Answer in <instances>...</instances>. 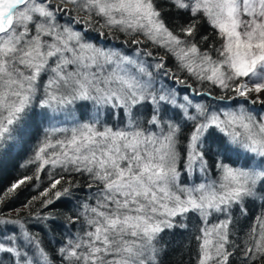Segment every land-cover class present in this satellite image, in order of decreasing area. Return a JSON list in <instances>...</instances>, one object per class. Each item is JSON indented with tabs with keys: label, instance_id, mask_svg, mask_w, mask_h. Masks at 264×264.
Listing matches in <instances>:
<instances>
[{
	"label": "snow or ice",
	"instance_id": "6c2138e0",
	"mask_svg": "<svg viewBox=\"0 0 264 264\" xmlns=\"http://www.w3.org/2000/svg\"><path fill=\"white\" fill-rule=\"evenodd\" d=\"M93 32L135 48L98 45ZM165 78L238 106L193 103ZM32 140L21 165L32 175L0 205L41 173L48 186L23 208L70 204L80 184L66 175L85 177L94 200L68 218L83 220L57 250L61 264H161V233L187 228L189 213L197 264H264V211L242 240L233 218L264 209V0H0V160ZM0 264L53 259L26 220L0 212Z\"/></svg>",
	"mask_w": 264,
	"mask_h": 264
},
{
	"label": "trees",
	"instance_id": "16d2710c",
	"mask_svg": "<svg viewBox=\"0 0 264 264\" xmlns=\"http://www.w3.org/2000/svg\"><path fill=\"white\" fill-rule=\"evenodd\" d=\"M211 29L207 24H201L199 29L200 35H209ZM94 37H97V33H92ZM123 37L122 35L120 38ZM212 37L209 36V40ZM218 43V42H217ZM207 90L213 91L217 94V91L212 88ZM36 111H40L36 109ZM35 141L32 140L26 146L25 150L13 153L7 160H0V192L7 189L12 182L18 180L25 175H32V168L34 166L21 167L31 155V147ZM185 139L182 137L181 150H183ZM65 179L78 182L80 188L75 189V195L71 198V203H65L64 197L56 201L55 204L49 205V209H55L51 213L54 219L41 222L34 217L29 218L27 213L31 210L33 212H40L43 215L49 209H42L41 202L48 197H41V199L33 201L31 209L23 208L22 205L26 204L29 198L38 195V193L46 188L49 184L47 177L44 173H41V180L37 184L35 181L28 182L26 185H22L20 189H17L18 195L12 200H6L4 204L0 205V212L10 215L15 218L19 215L20 218L27 221V227L29 231L37 236L43 247L49 252L53 259V264H61V260L57 255L59 247L65 243L66 238L74 237L75 234L81 230V223L83 218L75 223H69V217L75 218L82 202L93 204L94 200L88 199L89 189L87 188L86 178L81 176L69 177L65 176ZM63 183V181H62ZM60 185L57 186L59 188ZM56 189H53L48 193L51 197ZM94 191V190H93ZM249 216L242 217L238 212L234 210V221L236 236L238 240L244 238V232L246 231L249 221L253 215L259 214L264 211L257 203L256 205H249ZM19 209V213L15 211ZM189 220L186 221L187 228H174L172 230H165L161 233V241L158 247L161 249L160 260L161 264H197V240L195 237L199 234L198 229L200 223L195 214L189 213ZM179 219V217H177Z\"/></svg>",
	"mask_w": 264,
	"mask_h": 264
},
{
	"label": "rangeland",
	"instance_id": "374dc122",
	"mask_svg": "<svg viewBox=\"0 0 264 264\" xmlns=\"http://www.w3.org/2000/svg\"><path fill=\"white\" fill-rule=\"evenodd\" d=\"M92 35L93 34L90 33V36L94 38V42L97 43L98 45L106 46V47H112V48H119L128 55H131L133 52V49L135 48L134 45L123 44L121 42L123 40V37H121L119 39H113V38L104 39V38H97L98 34H97V37H94ZM168 66L173 67V70H174V62L170 58L168 59ZM181 75L183 76V74H181ZM188 83H193V82L189 79ZM165 84L169 87L175 86L176 91L180 97H182L184 95H188L189 98L193 101V103H204L206 105H211L212 107H217V108L224 107L226 105L238 106L237 100H227L226 99L224 101H220V100H213L209 96L197 95L196 93L192 92L191 90L186 89L183 85L174 84V81L168 80L167 78H165ZM193 88L196 89L197 92H201V93L210 91V90H207L206 87H204V86L197 87V85L194 83H193ZM214 89L217 91V94H218L219 89H216V88H214ZM211 93L213 96L217 95L216 93H213V91H211ZM240 102L242 103V100ZM169 114L171 115L172 113H169ZM104 119H105V121L108 120L107 112H105ZM141 119H143V117H141ZM111 122L115 123V124H119L120 118L119 117L114 118V120ZM121 126H123V125H121ZM182 155H183V151H182ZM181 179L183 181L184 178L182 177ZM193 181L196 183L200 182L198 174L191 177L190 182H193ZM214 220H215V217L209 218V223H212Z\"/></svg>",
	"mask_w": 264,
	"mask_h": 264
}]
</instances>
